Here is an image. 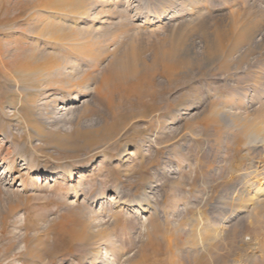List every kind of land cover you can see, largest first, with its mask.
<instances>
[{"label": "rangeland", "instance_id": "1", "mask_svg": "<svg viewBox=\"0 0 264 264\" xmlns=\"http://www.w3.org/2000/svg\"><path fill=\"white\" fill-rule=\"evenodd\" d=\"M98 1L0 0V264H264V0Z\"/></svg>", "mask_w": 264, "mask_h": 264}, {"label": "bare ground", "instance_id": "2", "mask_svg": "<svg viewBox=\"0 0 264 264\" xmlns=\"http://www.w3.org/2000/svg\"><path fill=\"white\" fill-rule=\"evenodd\" d=\"M98 3H100V4H103V5H108V3H109V0H99L98 1ZM193 16V15H192ZM192 16H190V17H192ZM185 18V17H184ZM183 20H185V19H183ZM176 23V22H175ZM104 24H106V23H104ZM76 73H78V77L76 78V79H74V75L73 74H66L64 77L66 78V80H67V84H69V86H71V88H76V89H80L81 87H83V85L87 82V83H89V81L91 82V81H95V77H91L90 75H89V72L87 73V72H84V73H79V71H78V69H77V71H76ZM63 77V78H64ZM76 80V81H74L73 83L72 82H70L71 80ZM102 84V83H101ZM99 87V86H98ZM61 89V88H60ZM259 119V118H258ZM259 121V120H258ZM261 126V125H260ZM260 126H258V128H260ZM263 126V125H262ZM253 128H254V126H253ZM262 132L264 131V128H262V129H260ZM259 130V131H260ZM258 131V132H259ZM257 132V131H256ZM47 179V178H46ZM263 180V179H262ZM35 182H40V183H42V180L39 178V177H36V179H35ZM45 183H47L48 181H44ZM49 183V182H48ZM252 183V182H251ZM263 183V182H262ZM261 184V183H260ZM251 185V184H250ZM251 187V186H250ZM255 188H257V187H255ZM264 189L260 186V188L257 190L259 193L260 192H262ZM248 191V190H247ZM256 191V192H257ZM258 193V194H259ZM260 195H261V193H260ZM251 200V199H250ZM252 201V200H251Z\"/></svg>", "mask_w": 264, "mask_h": 264}]
</instances>
